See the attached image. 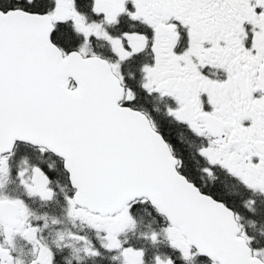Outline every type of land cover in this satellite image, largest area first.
I'll list each match as a JSON object with an SVG mask.
<instances>
[{"label":"snow or ice","instance_id":"snow-or-ice-1","mask_svg":"<svg viewBox=\"0 0 264 264\" xmlns=\"http://www.w3.org/2000/svg\"><path fill=\"white\" fill-rule=\"evenodd\" d=\"M0 264H264V0H0Z\"/></svg>","mask_w":264,"mask_h":264}]
</instances>
